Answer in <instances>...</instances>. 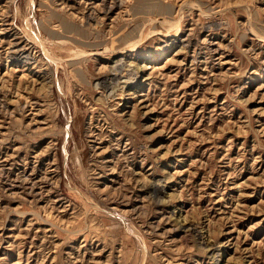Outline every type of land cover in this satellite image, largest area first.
Listing matches in <instances>:
<instances>
[{
	"label": "rangeland",
	"instance_id": "obj_1",
	"mask_svg": "<svg viewBox=\"0 0 264 264\" xmlns=\"http://www.w3.org/2000/svg\"><path fill=\"white\" fill-rule=\"evenodd\" d=\"M0 264H264V0H0Z\"/></svg>",
	"mask_w": 264,
	"mask_h": 264
},
{
	"label": "bare ground",
	"instance_id": "obj_2",
	"mask_svg": "<svg viewBox=\"0 0 264 264\" xmlns=\"http://www.w3.org/2000/svg\"><path fill=\"white\" fill-rule=\"evenodd\" d=\"M91 13V12H90ZM4 30V29H3ZM172 40H170V42H171ZM194 43V42H193ZM215 50V49H214ZM24 51V50H23ZM23 51H21L20 49H14L13 50V55L14 56H16L17 58H22V57H24V58H26V55H27V51H25L26 52V54H24L25 52H23ZM30 58V57H29ZM31 59V58H30ZM124 64H119L118 66H116L115 68H113L115 71L117 70V69H120L122 66H123ZM126 65V64H125ZM138 69V68H137ZM122 70H123V68H122ZM120 71V70H119ZM118 71V72H119ZM117 72V71H116ZM137 72H138V70H137ZM121 74V73H120ZM139 74V73H138ZM109 77H105V78H115V74H110V75H108ZM134 77H136V76H134ZM104 78V79H105ZM101 80V79H100ZM104 81V80H103ZM108 81H110V80H108ZM114 81V80H113ZM98 82V81H97ZM96 82V83H97ZM102 82V81H101ZM100 82V83H101ZM95 83V84H96ZM104 83V82H103ZM109 83V82H108ZM104 85V84H103ZM22 182V181H21ZM153 185V184H152ZM150 186L149 188H151V189H153V192H155V195H156V193H158V191H159V188L157 187V186ZM152 196V195H151ZM155 203V202H154ZM158 204V203H157ZM206 241V240H205ZM208 244V243H207ZM209 251L211 252V253H215V252H220L221 251V249H220V246H215V245H210V249H209ZM211 255V254H210Z\"/></svg>",
	"mask_w": 264,
	"mask_h": 264
}]
</instances>
